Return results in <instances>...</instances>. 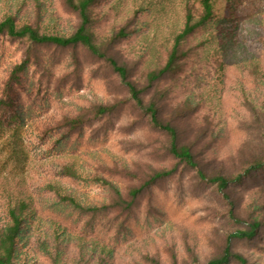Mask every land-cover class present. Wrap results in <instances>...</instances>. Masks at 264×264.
Listing matches in <instances>:
<instances>
[{
	"label": "trees",
	"instance_id": "1",
	"mask_svg": "<svg viewBox=\"0 0 264 264\" xmlns=\"http://www.w3.org/2000/svg\"><path fill=\"white\" fill-rule=\"evenodd\" d=\"M2 1L6 4L4 9L0 6V37L19 41L23 52L0 86V264H124L127 256L130 264H160L146 241L136 250L139 258L134 249L117 255L112 244L88 235L79 223L88 213L92 223L96 222L92 217L112 210L131 216L140 194L174 174L178 165L192 171L198 181L215 185L228 199L226 213L236 225L221 231L215 251L203 260L194 251L196 243L191 245L193 236L179 226L193 264H264V256L255 255L264 251V243L259 242L264 233V185L246 197L228 193L229 185L239 184L243 176L264 174V105L253 91L257 84L264 88V54L247 48L239 37L248 34L253 43L264 44V0ZM120 42L128 52L117 48L123 60L119 63L111 51ZM39 47L68 52L72 69L64 73L67 78L80 69L78 49L107 62L118 86L149 116L155 132L149 140L152 149L169 156L172 163L150 167L124 195L115 178L137 176L131 167L100 161L102 173L83 176L70 157L58 175L98 185L108 201L84 204L55 181L40 188L51 198L37 206L23 179L28 154L20 131L26 115L20 96L22 89L27 90L25 77L37 63ZM129 56H137L142 68H135ZM226 79L235 83L237 105L246 106L247 115L228 112L222 103ZM168 101L171 113L166 115ZM118 107L117 102L95 103L84 107L92 118L66 114L52 128L62 136L70 135ZM239 124L255 140L246 144V150L241 148L239 132L232 134ZM68 221L78 230L70 228ZM167 242L175 248L174 239Z\"/></svg>",
	"mask_w": 264,
	"mask_h": 264
},
{
	"label": "rangeland",
	"instance_id": "2",
	"mask_svg": "<svg viewBox=\"0 0 264 264\" xmlns=\"http://www.w3.org/2000/svg\"><path fill=\"white\" fill-rule=\"evenodd\" d=\"M5 4L4 1L0 3L2 9ZM247 35H239L242 43L247 48L251 46L250 49L254 52L264 54V44L259 41L253 43V39ZM118 47H121V51L124 49L125 53L128 49L123 42L112 47L111 52L120 63L123 60L118 54ZM22 50L23 46L19 41L0 37V86L11 65L20 61ZM36 54L37 63L25 75L27 90L22 89L20 96V104L26 114L20 131L28 154V165L23 174L24 184L33 192L37 206L41 200L51 198L40 188L55 181H59L67 190H72L84 204L99 205L108 201L106 192L98 185L58 175L60 166L70 157L76 161L75 168L83 176L102 173L103 169L98 164L100 161L131 167L137 176H114L124 195L129 187L141 182L139 178L145 177L150 167L172 163L169 156L152 149L149 140L155 132L150 125L149 116L130 100L126 90L118 86L115 74L108 69L107 62L78 49L80 69L76 73L73 71L67 78L64 73L72 69L68 67L67 51L39 47ZM136 57L129 56L135 61V68L139 66ZM139 67L142 68L141 65ZM169 78L175 79L172 76ZM224 86L219 96L221 101L224 99L222 103L226 105L227 111L247 115L248 108L237 105L240 102L236 100L235 83L226 79ZM254 87V93L260 96L259 102L264 105V88L258 84ZM114 102L119 105L116 112L100 119H92L80 131L62 136L52 128L53 124L62 121L63 115L81 114L92 118V113L84 107ZM169 103L168 101L165 106L166 115L171 113ZM238 128L232 134L239 132L241 148L246 150V144L255 140L246 126L239 124ZM233 142L230 140V143ZM260 185H264V174L253 173L249 177L243 176L239 184H230L228 193L231 196L246 197L253 188ZM227 207L228 199L215 185L198 181L192 171L178 165L174 174L157 180L140 194L130 212L131 216L126 212L112 210L92 217L96 221L92 223L91 214L88 213L81 217L79 225L88 235L97 236L112 244L117 255L128 254L134 249L133 255L139 258L141 255L136 250L146 241L145 244L150 246V251L160 260V264H193L189 244L182 243L177 228L181 226L188 229L194 239L191 245L196 243L194 251L203 260L215 251L214 242L218 240L221 231L236 227L227 216ZM48 214L57 220H63L54 212L48 211ZM67 224L78 230L71 222L68 221ZM170 238L176 243L173 249L167 242ZM259 242L264 243V233L260 235ZM252 250L253 248L250 251ZM256 254L262 257L264 251H256ZM128 260L127 256L123 263L130 264L131 260Z\"/></svg>",
	"mask_w": 264,
	"mask_h": 264
}]
</instances>
